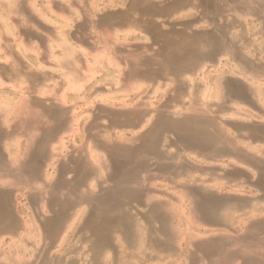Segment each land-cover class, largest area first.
<instances>
[{
	"label": "rangeland",
	"instance_id": "rangeland-1",
	"mask_svg": "<svg viewBox=\"0 0 264 264\" xmlns=\"http://www.w3.org/2000/svg\"><path fill=\"white\" fill-rule=\"evenodd\" d=\"M25 150L0 264H264V0H0Z\"/></svg>",
	"mask_w": 264,
	"mask_h": 264
},
{
	"label": "crops",
	"instance_id": "crops-1",
	"mask_svg": "<svg viewBox=\"0 0 264 264\" xmlns=\"http://www.w3.org/2000/svg\"><path fill=\"white\" fill-rule=\"evenodd\" d=\"M37 157V152H30L29 150H25L23 154L20 153L14 156L0 154V187L4 185H15V182L20 183L23 186L28 185L27 177L31 176L29 175L28 167L31 165L34 166L33 168H35V172L38 168L42 169L41 165L38 166L39 163ZM14 164H18L17 168L12 167ZM1 168H7V170L5 172H1ZM17 172L19 173L17 174ZM5 191L6 188H0V234L13 232L11 222L18 225L17 216L16 214L13 215L14 212L12 213L11 204H9V201L4 197L6 196ZM55 221H57V219H55ZM47 223H49V225L50 223L54 224V220L47 221ZM14 227L16 226L14 225ZM49 234L54 237V233Z\"/></svg>",
	"mask_w": 264,
	"mask_h": 264
}]
</instances>
